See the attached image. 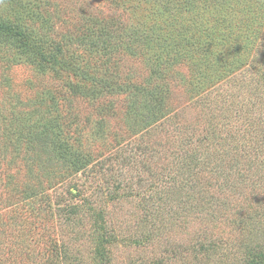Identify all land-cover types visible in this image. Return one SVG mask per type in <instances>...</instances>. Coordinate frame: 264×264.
<instances>
[{
  "label": "rangeland",
  "instance_id": "374dc122",
  "mask_svg": "<svg viewBox=\"0 0 264 264\" xmlns=\"http://www.w3.org/2000/svg\"><path fill=\"white\" fill-rule=\"evenodd\" d=\"M0 24L37 34H0V264H264V0H0Z\"/></svg>",
  "mask_w": 264,
  "mask_h": 264
},
{
  "label": "trees",
  "instance_id": "16d2710c",
  "mask_svg": "<svg viewBox=\"0 0 264 264\" xmlns=\"http://www.w3.org/2000/svg\"><path fill=\"white\" fill-rule=\"evenodd\" d=\"M0 34H3L4 37L8 40V39H13V41H16V42H19L20 45L24 48H29V40H30V36L31 35H37L35 33H32V32H28L26 29L23 30L22 28L20 27H16V26H5V25H1L0 24ZM2 35V36H3ZM34 49V47H32ZM36 48V47H35ZM41 60H43V64L47 61L44 60V55L41 56L40 58ZM55 60V59H54ZM42 62V61H41ZM51 62V61H49ZM54 63V62H52ZM79 84H71L69 89H70V92L73 94H76L77 93V90L76 88H79ZM78 94V93H77Z\"/></svg>",
  "mask_w": 264,
  "mask_h": 264
}]
</instances>
